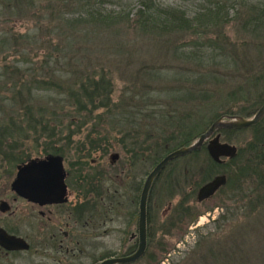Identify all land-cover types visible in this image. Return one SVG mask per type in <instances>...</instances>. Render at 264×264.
Instances as JSON below:
<instances>
[{
    "label": "rangeland",
    "instance_id": "obj_1",
    "mask_svg": "<svg viewBox=\"0 0 264 264\" xmlns=\"http://www.w3.org/2000/svg\"><path fill=\"white\" fill-rule=\"evenodd\" d=\"M150 1L189 20L218 6L219 28L184 34L143 30L138 20L148 14ZM255 10L264 13V0H0V38H10L0 53V202L10 208L0 211V227L30 245L9 253L0 248V264H98L135 252L140 192L167 155L163 150L183 141L184 133L195 141L220 116L251 117L264 104V29L251 23ZM91 15L117 21L94 22ZM13 35L20 37L22 46L14 48L21 53L7 49ZM53 48L62 49L61 58L46 64L45 54ZM52 69L95 81L105 75L96 100L102 107L89 114L63 96L36 97L31 106L42 122L34 124L27 110L14 105L9 82L51 79L45 76ZM46 125L52 135L38 137ZM221 131V141L238 151L254 136L251 128ZM90 138L103 145L88 152L81 146ZM158 148L163 155L152 164ZM197 152L171 161L154 181L147 248L133 264H203L210 252L223 255L222 264L261 263L264 212L250 215L243 197L264 190L238 189L229 177L235 172L231 159L211 165L205 144ZM50 155L63 159L70 194L68 203L54 210L53 222L65 219L77 202L96 206L93 231L77 232L78 245L67 256L42 242L46 221L11 189L18 166ZM112 155L118 156L114 162ZM218 175L226 176V185L197 202L198 189ZM104 204L110 209L107 226L99 222ZM183 208L189 211L182 213ZM238 240L241 247L233 248Z\"/></svg>",
    "mask_w": 264,
    "mask_h": 264
},
{
    "label": "trees",
    "instance_id": "obj_2",
    "mask_svg": "<svg viewBox=\"0 0 264 264\" xmlns=\"http://www.w3.org/2000/svg\"><path fill=\"white\" fill-rule=\"evenodd\" d=\"M153 5V2L150 1V8L149 6H147L148 14L146 15V17H142L144 14L141 15V18L138 20V25L140 24L143 30L149 29L150 32L156 30L159 32H173L176 34H184L190 31H195L194 33H198L199 30H202V33H206L208 31H213L219 28L217 27L218 6L216 10H202L201 12L196 14V16L192 20H189L185 17L184 13L179 10H162L161 8ZM91 17L94 22L99 21L101 23L114 24L117 21L112 16H107L108 20H104L102 18L97 20V18L93 17V15H91ZM250 18L251 23L257 22L260 27L264 29V13L255 10V13H253ZM9 39L10 38H0V53H2L3 49L7 47L6 44L7 40ZM19 41L20 37H15L13 35L11 47L7 49H13L14 54H17L18 52L21 53L22 50H16L14 48V46H22ZM53 50L54 52L50 51L49 53L45 54V58L47 61L46 64H49L52 60H55V62H59L63 51L62 49L58 48H53ZM46 74L47 76L45 77H50L51 79L48 78L44 80H28L24 77H19L18 80L9 82L11 83V88H9L8 90L12 91L14 105L23 107L25 109V113L27 110V113L30 114V120H32L34 124L37 122L40 124V122H42V117L37 119V117L34 115L35 112L33 111V108L31 106L36 100V97L44 100L45 98L51 97L53 95H57L60 97L63 96L67 104H70L71 102L72 105L77 107L78 110L86 111L89 114L92 112V110H96L99 107H102L97 106L96 100L99 97L97 93L98 91H100V88L105 87V75H100L99 80L95 81L94 76L90 75L86 77H75V74L69 76L66 71L61 69H52L51 71H47ZM38 109L41 112L43 108ZM43 111L45 112V109ZM31 114L33 115V117L31 116ZM241 115L242 114L227 116ZM246 115L248 114L242 115V117H245ZM82 125L84 124H81L80 128H82ZM251 130L254 133L253 138L249 142H247L243 148L239 149L234 159L230 160L231 165L235 167V172L230 174L229 177L230 181L232 178L235 180V184H237V187L240 190H245L247 187H249L250 190V187L252 186H256L257 188L264 190V119L259 124L252 127ZM221 132L234 133L236 131L223 130ZM41 133H47L48 137L50 138L53 132H50V129L46 125L44 127H40V130H38V137H40ZM97 135L99 136L98 132ZM181 137H184L183 141H181L179 144L173 145L172 147H166L165 151L163 150V153L167 152L168 154L171 151H174L181 147L189 146L194 140V138L187 133H184V135H181ZM102 145V140H93L92 138H90V143H83L81 147L84 148L88 146V152H90L97 151ZM52 151L57 154L59 150L53 148ZM156 151L157 158L152 162V164L158 162V160L163 155H161L160 148H158ZM197 153L198 152H194L193 154ZM209 161L211 165H217L211 160ZM252 196L255 197L254 202H251ZM243 198L249 201L248 205H250L251 207L248 213L250 215H252L253 213L261 214L264 212V194L259 195L258 192L253 193L248 191V193L244 195ZM188 211V208L182 209V213H187ZM238 241L239 242L234 243L232 241L231 245L233 248H236V243H238L239 248L241 247L242 241ZM222 248L223 247H220L219 249ZM260 257L262 260L261 263L258 264H264V254H261ZM201 260L203 261V264H222L225 261V257H223V255H215L214 253L210 252L208 257H202ZM224 264H226V262Z\"/></svg>",
    "mask_w": 264,
    "mask_h": 264
},
{
    "label": "water",
    "instance_id": "obj_3",
    "mask_svg": "<svg viewBox=\"0 0 264 264\" xmlns=\"http://www.w3.org/2000/svg\"><path fill=\"white\" fill-rule=\"evenodd\" d=\"M226 118V120H224ZM264 118V104L251 116H225L214 121L207 131L201 134L189 146L176 149L165 155L147 175L139 198L138 212V245L135 252L124 257H112L104 259L98 264H133L140 260L147 248V201L150 190L156 178L173 160L190 155L201 150L205 144L210 159L221 164L222 159H234L237 155V147L221 141L220 130L242 131L259 124ZM117 155L110 157L114 162ZM65 173L60 156H47L44 159L30 160L28 163L18 166L15 178L11 184L12 191L25 200L38 204H61L66 201L67 188L65 185ZM225 175L215 176L211 181L202 185L197 193V202H202L213 197L220 188L226 185ZM8 204L0 202V211H7ZM0 247L6 251H25L28 244L20 237L8 234L0 227Z\"/></svg>",
    "mask_w": 264,
    "mask_h": 264
},
{
    "label": "flooded vegetation",
    "instance_id": "obj_4",
    "mask_svg": "<svg viewBox=\"0 0 264 264\" xmlns=\"http://www.w3.org/2000/svg\"><path fill=\"white\" fill-rule=\"evenodd\" d=\"M62 165H63V159H62ZM64 173H65V180L64 181H65V185L67 188L66 201L64 203L38 205V204H35L32 202H29V201L25 200L24 198H21L17 195V197L27 201L28 203H30L31 206L36 208L39 216L46 221V223H44V225H43V230H45L46 232L41 237L42 242H45L46 246H48L51 243L55 249L56 254L60 255V256H64V255L67 256L70 252L73 253V251L75 250V248L79 242L77 232H79V231L88 232L91 230L93 231V227H94L93 221H95L94 220V211H95L94 209L96 207L94 205V203L90 200L77 202L73 206L68 207L67 211L64 214L65 219H64V217H63V219L59 217L57 219V221L53 222L52 218L54 215L53 214L54 210L56 208L65 206L68 203V197L70 195L68 183H67L68 175L66 174L65 170H64ZM139 198H140V196H139ZM138 207H139V204H138ZM86 212H87V214H86ZM138 212H139V209H138ZM109 213H110L109 206H106L104 204L103 205V217L101 220L99 219V222L102 223L103 226H107L108 225L107 223L110 222ZM96 219H98V218H96ZM137 222H138V220H137ZM50 224L53 225L51 228L49 227ZM60 226H64L68 230L62 231V228ZM104 233H105V230H104ZM47 234H49V235H47ZM131 237H133V236H131ZM137 238H138V230H137ZM24 241H26V240H24ZM28 246L30 248L29 244H28ZM52 246H50V247L52 248ZM4 251L8 252V253L12 252V251H6V250H4Z\"/></svg>",
    "mask_w": 264,
    "mask_h": 264
}]
</instances>
